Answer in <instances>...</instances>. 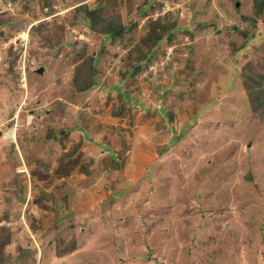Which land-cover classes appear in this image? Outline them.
<instances>
[{
    "label": "rangeland",
    "instance_id": "obj_1",
    "mask_svg": "<svg viewBox=\"0 0 264 264\" xmlns=\"http://www.w3.org/2000/svg\"><path fill=\"white\" fill-rule=\"evenodd\" d=\"M143 1L0 0L12 20L0 25V264H264V121L252 103L264 80L251 69L264 71V9L155 0L150 20L179 8L186 23L155 47L151 80L145 65L123 79L145 50L129 36L130 51L79 92L75 65L116 48L74 7L128 21V2ZM48 33L76 44L53 52ZM119 86L143 108H118Z\"/></svg>",
    "mask_w": 264,
    "mask_h": 264
},
{
    "label": "trees",
    "instance_id": "obj_2",
    "mask_svg": "<svg viewBox=\"0 0 264 264\" xmlns=\"http://www.w3.org/2000/svg\"><path fill=\"white\" fill-rule=\"evenodd\" d=\"M254 4L258 9V13L260 14L263 13L264 0H254ZM102 6L103 4H98L93 7V6H89L88 3H82L80 5L75 6L74 13L77 15L76 18H78L76 19V22L85 23L87 26L90 27V29L93 32L101 35L103 37V41L105 42V44L121 43L124 45L125 38L131 36L133 39H136L138 41L137 44L140 47L142 46L143 48H145V50L142 52L141 55L139 56L137 55L139 62L136 64V66L133 65V69L132 70L128 69V72H126L123 75L124 80H125L124 76L135 75L145 66H146L145 68H147L149 64L147 63V61L152 59L153 52L156 50L155 47H157L158 43H161V41H164L166 38L172 39L173 32L178 29L181 31L180 28L182 27V25L186 23V22H180L178 16L179 8L178 10L167 12L169 16H167L166 19H161L158 16L157 18L153 19L154 21L150 20L152 17L151 11L156 9L155 0H144L143 2L137 4L135 7H133L131 2H128V4L126 5V11L128 14H131L128 21H126V18H124L121 12L112 15L103 13V11L100 9ZM141 17L143 18L145 17V19L140 20ZM146 20H148L147 30L145 29ZM11 21L5 20L3 22L2 20H0V25L4 23L8 24ZM178 24H180V26ZM45 26L46 23L40 21L36 25L33 24L31 26V30L42 31L45 28ZM63 28L64 25L59 24L56 26V28L53 31L56 33L58 30H61ZM186 30L190 32V29H186ZM52 34L48 33L46 35L44 34V36L47 40V43L54 47L53 52L60 50L66 43H72L74 45L76 44V39L74 38L66 39L64 37H60L61 35L56 36L58 37L56 38ZM141 34L142 36L139 37ZM95 57L86 56L85 58H83L82 61L78 62L75 65L74 68L75 70L73 72L74 87L81 93L82 92L86 93V91H90L94 86V84L96 83V72L97 73L99 72V68L105 69V65H104L105 57L104 60L100 61L99 66H98L97 58ZM128 58L129 55L127 56V59ZM134 68L136 69L134 70ZM251 69H253V71H256L255 74L252 76L254 82L255 83L258 82V84H261V81L258 80V77L264 80V71L262 70L261 66L258 65L257 67H253L251 65ZM120 86L116 90L117 92L115 96L116 97L115 102H116V106L118 108H121L122 111H124L128 108V103H132L135 100L130 95L129 91H123L124 88L123 87L120 88ZM252 97L254 99L252 103L256 107L255 110L259 112V117L262 118L264 121V89L258 88V90L252 94ZM83 143H85L83 139L79 140L75 144L74 148H72L67 152L69 157L75 155V153L80 148V145ZM115 154H116L115 150L111 152V156L113 159H115ZM82 167L85 169V171H88L85 164H82ZM59 172H63V170H61L60 168ZM39 176L43 178L42 174L40 173Z\"/></svg>",
    "mask_w": 264,
    "mask_h": 264
},
{
    "label": "clouds",
    "instance_id": "obj_3",
    "mask_svg": "<svg viewBox=\"0 0 264 264\" xmlns=\"http://www.w3.org/2000/svg\"><path fill=\"white\" fill-rule=\"evenodd\" d=\"M146 18H148V17H146ZM32 26V25H31ZM187 39H189L188 37H186ZM106 45V44H105ZM126 46V47H125ZM115 48H116V50L114 51V53H112V54H110V55H105V62H104V65H105V69L107 70V68H108V66H111L112 64H113V62H111L112 60H113V58L117 55V54H121V58L124 56V54H126L127 52H129L130 51V46L129 45H123V44H121V43H118V44H115ZM123 48V49H122ZM170 48L172 49V50H174L175 49V46L174 45H171L170 46ZM126 52V53H125ZM129 55V54H128ZM109 58H112V59H109ZM117 66V65H116ZM156 65H153V64H151V65H149V67H147V68H145L144 69V72L142 73L143 74V77H144V79L145 80H151L150 79V77H151V74H150V76H149V73H151V72H156L157 71V67L155 68V70H151V69H153L154 67H155ZM110 69V68H109ZM160 71H162V70H160ZM147 74H148V79H147ZM159 76H160V74H159ZM149 95V94H148ZM132 97L134 98V102H132V103H129V105H128V108H130V110H131V108H132V110L134 109V108H139V109H141V108H143V106L145 105V104H143L142 102H138L137 101V97H135V95H132ZM108 103H109V105H110V108L112 107V103L111 102H109L108 101ZM149 107H153V106H156V107H161V104L160 103H156L155 101L154 102H152V101H149ZM127 110V109H126ZM120 118H122V117H120ZM108 151L110 152V150H109V148H108ZM114 151V150H113Z\"/></svg>",
    "mask_w": 264,
    "mask_h": 264
},
{
    "label": "crops",
    "instance_id": "obj_4",
    "mask_svg": "<svg viewBox=\"0 0 264 264\" xmlns=\"http://www.w3.org/2000/svg\"><path fill=\"white\" fill-rule=\"evenodd\" d=\"M109 106H110V105H109V103H108V106L104 108V111H105ZM17 111H18V110H16V112H14V113L16 114ZM18 113H19V112H18ZM77 113H78V112H76V113L73 114L75 121H79V118L81 117V119H82V117H83V115H84V114H83L82 112H80V111H79V114H77ZM81 113H82V114H81ZM19 114H20V113H19ZM111 115H112V114H111ZM113 117H116V116L112 115V119H113ZM83 118H84V117H83ZM77 123H78V122H77ZM98 132H99V131H98ZM83 134L85 135V137H86L87 139H90V136H88L87 133L84 132ZM101 145H104V143L101 142ZM109 150H110V153L113 152V148H112L111 146L109 147Z\"/></svg>",
    "mask_w": 264,
    "mask_h": 264
},
{
    "label": "water",
    "instance_id": "obj_5",
    "mask_svg": "<svg viewBox=\"0 0 264 264\" xmlns=\"http://www.w3.org/2000/svg\"><path fill=\"white\" fill-rule=\"evenodd\" d=\"M43 69H44V66L40 67V68L38 69V71H39V72H42Z\"/></svg>",
    "mask_w": 264,
    "mask_h": 264
},
{
    "label": "bare ground",
    "instance_id": "obj_6",
    "mask_svg": "<svg viewBox=\"0 0 264 264\" xmlns=\"http://www.w3.org/2000/svg\"><path fill=\"white\" fill-rule=\"evenodd\" d=\"M11 14H12V13H11ZM11 14H10V15H11ZM8 15H9V14H8ZM8 15H7V16H8ZM56 38H58V37H56ZM56 38H55V39H56ZM14 145H15V144H14Z\"/></svg>",
    "mask_w": 264,
    "mask_h": 264
}]
</instances>
